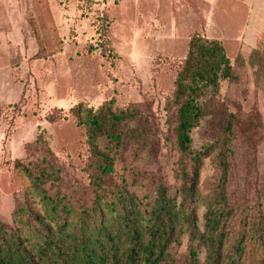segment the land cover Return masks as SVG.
Masks as SVG:
<instances>
[{
  "label": "rangeland",
  "instance_id": "374dc122",
  "mask_svg": "<svg viewBox=\"0 0 264 264\" xmlns=\"http://www.w3.org/2000/svg\"><path fill=\"white\" fill-rule=\"evenodd\" d=\"M237 1L0 0V219L12 222L18 198L29 186L15 161L29 160L27 146L41 134L58 157L74 195L91 194L85 169L87 137L70 113L79 103L99 108L114 100L119 108L150 116L158 140L155 150L137 164L176 191L182 184V153L168 104L195 30L220 39L234 62L238 80L223 82L220 90L229 111L238 115L255 111L264 124V17L259 16L253 33L249 22L253 15L249 19L240 9L232 22L228 11ZM257 5L264 13V0ZM209 15L216 18L213 24ZM59 114L65 118L50 121ZM211 130L217 128L209 118L194 129L193 151L214 141ZM236 144L239 152L227 187L229 205L261 203L264 212V130L251 138L240 131ZM125 173L119 163L112 182L119 184V175ZM220 178L215 156L206 159L199 184L201 228ZM129 187L143 193L150 188ZM187 246L188 236H183L176 248L179 256L186 254Z\"/></svg>",
  "mask_w": 264,
  "mask_h": 264
},
{
  "label": "trees",
  "instance_id": "16d2710c",
  "mask_svg": "<svg viewBox=\"0 0 264 264\" xmlns=\"http://www.w3.org/2000/svg\"><path fill=\"white\" fill-rule=\"evenodd\" d=\"M237 80L224 44L191 33L168 104L182 153V184L176 191L137 164L158 140L150 116L119 108L114 100L99 108L73 107L70 113L87 137L91 194L74 195L58 157L45 136H38L27 146L29 160L15 161L29 186L18 198L11 224L0 219V264H264L262 204L232 208L227 198L238 133L251 138L264 130L257 112L238 115L221 99L222 83ZM64 118L59 114L50 121ZM208 118L217 128L211 130L214 141L193 151L192 133ZM214 156L221 178L201 228V172L204 161ZM119 163L128 173L114 184ZM130 184L150 188L137 192ZM183 236H188L187 252L179 256Z\"/></svg>",
  "mask_w": 264,
  "mask_h": 264
},
{
  "label": "crops",
  "instance_id": "0c3cea01",
  "mask_svg": "<svg viewBox=\"0 0 264 264\" xmlns=\"http://www.w3.org/2000/svg\"><path fill=\"white\" fill-rule=\"evenodd\" d=\"M255 1L256 0H239V1L235 2L233 10L228 11L231 14H233L231 17V19H233L232 22H234L235 18H238L237 13L240 9L243 11V13L245 12L247 15L249 14V19L251 18V15H253L251 20L249 21L251 24V30L250 31H252V33H253V29L255 28L256 24L260 22L258 19L259 16H260V18L264 17V13L259 12V10H258L257 4H258V1H260V0H258L256 3H255ZM254 7H255V9H254ZM209 16L211 18V24H213L216 18H213L214 16H212V15H209ZM195 31H197V30H195ZM250 35H251V32H249L248 37ZM210 39H213V38H210ZM214 39L220 40L218 38H214ZM251 42H252V40H250V43ZM250 45L253 46L252 43Z\"/></svg>",
  "mask_w": 264,
  "mask_h": 264
}]
</instances>
